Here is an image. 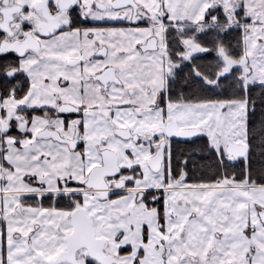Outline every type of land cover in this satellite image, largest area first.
I'll use <instances>...</instances> for the list:
<instances>
[{
  "label": "snow or ice",
  "instance_id": "6c2138e0",
  "mask_svg": "<svg viewBox=\"0 0 264 264\" xmlns=\"http://www.w3.org/2000/svg\"><path fill=\"white\" fill-rule=\"evenodd\" d=\"M0 264H264V0H0Z\"/></svg>",
  "mask_w": 264,
  "mask_h": 264
}]
</instances>
